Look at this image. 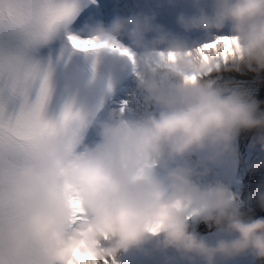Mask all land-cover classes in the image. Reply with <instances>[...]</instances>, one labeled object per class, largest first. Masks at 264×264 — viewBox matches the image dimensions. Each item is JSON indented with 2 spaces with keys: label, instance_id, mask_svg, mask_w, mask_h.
Listing matches in <instances>:
<instances>
[{
  "label": "clouds",
  "instance_id": "clouds-1",
  "mask_svg": "<svg viewBox=\"0 0 264 264\" xmlns=\"http://www.w3.org/2000/svg\"><path fill=\"white\" fill-rule=\"evenodd\" d=\"M175 2L167 0L170 6ZM200 3L193 0L198 8ZM155 19L117 16L108 25L87 26L86 32L110 43L126 35L142 51L139 63L146 75L141 85L160 106L159 114L99 123L101 142L82 150H77L78 141L69 145L45 138L42 151L50 158L38 155L18 171L0 172V188L30 195L22 224L4 227L0 264H67L73 248L103 260L152 240L161 250L174 249L188 264H229L245 256L264 264V218H247L225 184L199 182L212 166L236 154L241 132L256 130V143L264 151V111L247 92H228L204 79L215 61L210 66L195 51L189 54L187 45L156 26ZM177 23L185 31L205 33L230 25L238 41L235 55L228 58L231 68L264 71V0H213L210 15L201 8L198 15L181 14ZM151 33L155 36L148 39ZM161 46L163 54L156 51ZM161 74L176 81L167 90L157 80ZM193 76L194 81L188 79ZM197 153L207 157L200 160ZM178 158L195 163L173 168L167 186L153 177L156 166ZM256 197L264 207V190ZM74 201L83 209L76 221ZM189 209L230 238L210 244L191 231Z\"/></svg>",
  "mask_w": 264,
  "mask_h": 264
},
{
  "label": "snow or ice",
  "instance_id": "snow-or-ice-1",
  "mask_svg": "<svg viewBox=\"0 0 264 264\" xmlns=\"http://www.w3.org/2000/svg\"><path fill=\"white\" fill-rule=\"evenodd\" d=\"M82 7V0H0V172L18 171L38 155L50 158L42 151L45 138H59L69 145L78 141V132L86 122L82 113L68 104L59 116L49 114L55 64L66 62L71 53L102 48L133 59L128 49L116 42L98 41L77 31ZM57 32L60 39H53ZM237 48L235 37L217 36L196 54L212 66L213 61H227ZM169 59H174V54H169ZM58 167L63 169V165ZM29 200L27 191L0 188V237L5 225L22 224ZM6 202L7 213L3 211ZM82 215V207L74 201V221ZM69 254L67 264H108V257L100 260L77 248Z\"/></svg>",
  "mask_w": 264,
  "mask_h": 264
},
{
  "label": "bare ground",
  "instance_id": "bare-ground-1",
  "mask_svg": "<svg viewBox=\"0 0 264 264\" xmlns=\"http://www.w3.org/2000/svg\"><path fill=\"white\" fill-rule=\"evenodd\" d=\"M106 0H96L97 4L99 5V9L97 11V14L95 15V18L92 21V25H95L97 23H101L104 20V15H103V5L105 3ZM111 1V0H110ZM130 17V16H128ZM127 18V16H126ZM87 35V34H85ZM151 36V34H149ZM149 35L147 38H149ZM217 36H229V35H217V34H213V36H211V38H207V40H205L203 43L200 44V46H197V49L200 48L203 44L207 43L208 41L212 40L213 38L217 37ZM116 44L119 45L121 48H126L128 49V51L131 53V55L136 59L135 60V67H136V76L138 78H142V74H144V72H142L141 67H140V59L143 55L142 51L139 49H136L134 46H132L130 43L125 42L123 39H120L119 37L116 38ZM195 49V50H197ZM189 52H193L192 49H188ZM157 52H159L160 54H163L164 49L162 47L156 49ZM196 52V51H195ZM257 72L254 71H249L247 68H245L244 66L241 65L240 69L234 70L231 68V65L229 64L228 60L224 61V60H220L218 61L214 67H212L210 69V71L203 77L204 79H209V80H215L218 84L220 81H222L221 83H224L225 86H230L233 85V87H239L241 91H245L247 92L255 101H257L260 105V109H264V81L260 82V84H250L248 82H241L240 84H235V81L233 80H237V78H239L240 80H242L243 78L249 77V76H254L256 75ZM262 71H260V75H261ZM264 73V71H263ZM146 74V73H145ZM160 77H166V80H169V76H166L164 74H161ZM173 82H176L174 78H172ZM230 83V84H228ZM131 85V84H130ZM127 86V88L125 90H122L119 94H115L113 97V102L111 103V115L115 118V119H124L126 120L127 118H129V113L127 112L128 107L133 106L135 100H134V96L136 95V92H138V88L140 87L139 85H133L130 87ZM220 85V84H219ZM134 88H136L134 90ZM143 100L145 101V104L147 105V107H151V101H149V98L147 96L143 97ZM131 117V116H130ZM141 119V117H140ZM258 134V132H257ZM260 157L257 156V162L260 160ZM233 166L236 167L237 169V165L238 163L234 160L233 161ZM231 170V169H230ZM235 171V175H236ZM230 173V171H229ZM233 174V173H232ZM231 174V176L229 178L231 183H234V178ZM241 181H243V177H240V179H236L235 183L240 184ZM215 183H213L214 186ZM262 185V183H261ZM230 189V188H229ZM260 190H264V185L263 188ZM231 191V189H230ZM234 201L237 203V205L240 207L241 211L245 214V216L247 218H252V219H256V218H264V207L262 209V214L257 217L252 216L251 214H254V209L252 210V212L249 211V209L247 208L246 204L242 202L241 199V195L238 192L235 191H231ZM190 214L187 217V221L188 224L190 226V230L193 232H196L197 234H201V233H205V232H209V231H213V230H218L214 225H209L199 219L196 218L195 215L191 214V210L189 209ZM149 244H156L155 240H152L149 242ZM121 252L114 256V257H108V264H129L127 261H124L121 257Z\"/></svg>",
  "mask_w": 264,
  "mask_h": 264
},
{
  "label": "rangeland",
  "instance_id": "rangeland-1",
  "mask_svg": "<svg viewBox=\"0 0 264 264\" xmlns=\"http://www.w3.org/2000/svg\"><path fill=\"white\" fill-rule=\"evenodd\" d=\"M242 202L246 204V206H247V208L249 209V211H252V210H253L252 206L249 205L247 202H245V201H243V200H242ZM253 216H255V214H253Z\"/></svg>",
  "mask_w": 264,
  "mask_h": 264
}]
</instances>
